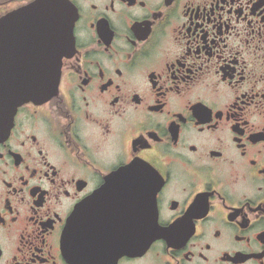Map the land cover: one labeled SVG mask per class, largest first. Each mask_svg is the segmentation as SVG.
<instances>
[{"label": "flooded vegetation", "instance_id": "1", "mask_svg": "<svg viewBox=\"0 0 264 264\" xmlns=\"http://www.w3.org/2000/svg\"><path fill=\"white\" fill-rule=\"evenodd\" d=\"M67 1L57 92L0 137V264H74V223L81 264H264V0Z\"/></svg>", "mask_w": 264, "mask_h": 264}, {"label": "water", "instance_id": "2", "mask_svg": "<svg viewBox=\"0 0 264 264\" xmlns=\"http://www.w3.org/2000/svg\"><path fill=\"white\" fill-rule=\"evenodd\" d=\"M75 18L67 0H34L7 18L0 19V137L9 130L12 117L20 105L26 102L43 103L57 92L62 59L69 56V50L73 48ZM7 24L10 26L8 33L13 38L15 33L19 41L15 55L5 59L3 44L6 42L4 31ZM45 35L47 44L39 46V37L43 39ZM126 171L112 175L108 183L125 182ZM77 216L81 217V210L77 211L72 221ZM75 226L79 224H73L72 235L68 227L64 241L68 248L72 246L79 250L82 236L81 230H76ZM77 250L71 252V257L74 264H81V253Z\"/></svg>", "mask_w": 264, "mask_h": 264}]
</instances>
